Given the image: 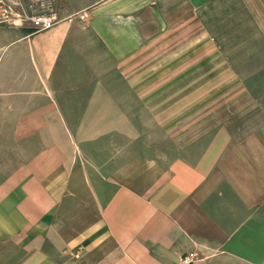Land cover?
Here are the masks:
<instances>
[{
	"label": "crops",
	"instance_id": "obj_1",
	"mask_svg": "<svg viewBox=\"0 0 264 264\" xmlns=\"http://www.w3.org/2000/svg\"><path fill=\"white\" fill-rule=\"evenodd\" d=\"M57 2L64 14L88 15L41 31L27 21L0 25V123L39 124L41 139L39 148L11 152L28 157L0 164V264H264L255 212L242 226L239 211L200 210L218 201L208 196L217 156L207 146L171 145L164 157L143 145L115 147L112 124L125 116L112 107L125 102L92 97L112 89L100 79L114 59L138 55L160 35L159 4ZM92 106L109 110L86 114ZM87 122L81 167L74 143L77 124Z\"/></svg>",
	"mask_w": 264,
	"mask_h": 264
},
{
	"label": "rangeland",
	"instance_id": "obj_2",
	"mask_svg": "<svg viewBox=\"0 0 264 264\" xmlns=\"http://www.w3.org/2000/svg\"><path fill=\"white\" fill-rule=\"evenodd\" d=\"M154 1L165 22L160 35L146 42L138 55L113 60L100 79L110 91L91 92L100 102L105 98L125 102L112 107L113 114L125 117L112 124L110 140L128 150L138 145L155 148L161 157L167 156L171 145H185L194 152L207 146L209 155L217 156L208 196H217L218 201L209 200L200 210L239 211L242 226L246 215L255 212L260 224L264 222V0ZM83 110L95 114L109 108ZM77 125L81 134L74 147L80 141L82 167L88 159L89 124ZM37 126L0 123V164L28 157L11 153L15 150L40 147ZM53 140L56 134L49 142ZM197 205L194 211H200ZM258 250L263 253L264 245Z\"/></svg>",
	"mask_w": 264,
	"mask_h": 264
},
{
	"label": "built area",
	"instance_id": "obj_3",
	"mask_svg": "<svg viewBox=\"0 0 264 264\" xmlns=\"http://www.w3.org/2000/svg\"><path fill=\"white\" fill-rule=\"evenodd\" d=\"M87 15L85 10L64 14L57 0H25L23 5L11 0L0 1V25H20L27 21L36 31L74 17L85 19Z\"/></svg>",
	"mask_w": 264,
	"mask_h": 264
}]
</instances>
